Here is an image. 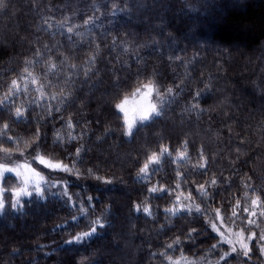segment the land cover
Here are the masks:
<instances>
[{
	"label": "trees",
	"instance_id": "obj_1",
	"mask_svg": "<svg viewBox=\"0 0 264 264\" xmlns=\"http://www.w3.org/2000/svg\"><path fill=\"white\" fill-rule=\"evenodd\" d=\"M31 73L64 102L0 107V163L44 177L0 215V264H264V0H2L0 101ZM144 85L159 115L126 135Z\"/></svg>",
	"mask_w": 264,
	"mask_h": 264
},
{
	"label": "rangeland",
	"instance_id": "obj_2",
	"mask_svg": "<svg viewBox=\"0 0 264 264\" xmlns=\"http://www.w3.org/2000/svg\"><path fill=\"white\" fill-rule=\"evenodd\" d=\"M67 35L73 34V31L64 33ZM53 79H48V77L41 78L36 73H31V74H26L23 75L20 79L16 81L15 86L13 87V91L16 94L13 95L14 98L11 97L12 99V104L10 107H8V110H12V112H16L17 108L20 110H24L25 106H31L34 104H41L45 99L49 100L50 98H58L60 99L59 93L51 92L49 91L50 86L53 84L52 83ZM148 90H144L140 95L135 96L134 98L131 99H126V103L124 105L126 111H127V119L132 122L133 128L135 125V122H143L140 120V114L145 111L146 109L149 108V106H154L153 100L151 99V95L153 94L152 91L150 92L147 97L143 95L144 92H147ZM14 100V101H13ZM32 101H36L37 103H32ZM157 112V111H156ZM123 113V112H122ZM16 115V114H15ZM152 115H155L154 113ZM126 125V123H125ZM126 132H127V125H126ZM46 161L49 164H59L58 161L54 160V158H46ZM47 167V166H46ZM50 170H58L54 168L47 167ZM21 171L22 176L17 177L15 173H5L4 177L0 179V187H4L6 189L4 193V202H5V210H10L11 204H12V199H11V189L13 187H20L23 186L22 180L24 177H27L29 179V185H28V190H34L33 186L39 181V178L34 176L32 173L28 172L27 169L25 168H20L18 169ZM41 183V181H39ZM51 191V188L47 186L46 184V192L49 194ZM221 237L227 240V242L231 245L232 249H238L244 248V243L243 241L244 236L240 235H232L229 234L228 231H221ZM231 249V251H232Z\"/></svg>",
	"mask_w": 264,
	"mask_h": 264
},
{
	"label": "snow or ice",
	"instance_id": "obj_3",
	"mask_svg": "<svg viewBox=\"0 0 264 264\" xmlns=\"http://www.w3.org/2000/svg\"><path fill=\"white\" fill-rule=\"evenodd\" d=\"M0 3H2V0H0ZM69 31H71V29H69ZM16 84V81H13V86H15ZM143 87L145 88H148L149 90L147 92H144L143 95L145 97H147L150 92H151V89L149 87V85H144ZM137 91H140L139 88H137ZM172 89L169 88L168 89V94L170 95L172 93ZM16 93L15 92H10L9 94H6L4 99L2 101H0V107H3V106H7L11 101H10V96L11 95H15ZM199 95V93L197 94ZM64 101L61 100L60 103H63ZM127 101L126 100H123L119 103H116L115 104V108L119 111V112H123L124 115H125V123L127 125V132L125 133L126 135L128 134H131L132 133V130H133V124L131 121H129L127 119V111L124 107L125 103ZM166 102L163 98H162V103ZM32 103H37L36 101H32ZM38 106H41L42 105H38ZM195 107V105H194ZM55 111H59V109H54ZM156 114V115H159L158 112H156V108L155 106H149L148 109H146L145 111H143L141 114H140V120L143 121V122H148L150 121L153 117H152V114ZM23 113L21 112V110L19 108H17L16 110V116L19 118V117H22ZM5 129L8 128V124H5L3 126ZM68 127L71 128L72 127V123L69 122L68 123ZM37 135L39 136V131L37 132ZM73 139H75V137H72ZM11 139V137H9V140ZM3 152L7 155H11L10 153V149L9 148H3L2 149ZM164 151H166V149H164ZM80 152V149L77 150V155L79 154ZM40 163L41 164H45L47 167H50V168H54V169H60L62 171H70L68 165L64 164H49L47 161H45L43 158H40ZM149 163H151V159L149 161ZM20 167H23L25 169H27L28 172L32 173L34 176L38 177L39 178V181H43L44 180V177L40 175L39 172H36L34 169L30 168L27 164L25 165H16V166H13V167H9L7 166L6 164H3V163H0V179H2L4 177V174L5 173H15V175L17 177H21L22 176V173L21 171H19L18 169ZM201 167H203V165H201ZM149 168V164L146 163L143 167L140 168V173H146V171L148 170ZM99 179V177H98ZM39 181L33 186L34 188V194L35 196L39 197V198H43L44 197V192L40 186V183ZM111 181H106V183H110ZM22 184L23 186H20V187H13L10 191H11V199H12V204H11V207L13 210H17V211H22L23 210V204H22V201H21V197H31L33 195V192L32 191H29L28 190V185H29V179L27 177H24L23 180H22ZM53 187L55 185H52ZM201 188H203V186H201ZM6 189L4 187H0V215L3 214V210L5 209V202H4V193H5ZM150 192H154L156 191L155 188H151L149 189ZM206 194V193H205ZM64 195H68L67 192L64 193ZM69 199L71 200V196H69ZM91 199V198H90ZM257 201L256 200H253V204H255ZM29 203H31V201H29ZM143 211L145 213H148L149 212V209L147 207H145L143 209ZM167 211H171V210H167ZM199 211V209L197 210ZM79 212L81 213V215H85L87 212H88V209L85 208V207H81L79 209ZM103 218L105 220H107V214H103ZM78 217H73V220H77ZM250 223H252V221H250ZM97 226L103 228L105 225L104 224H101V220L100 219H96L95 221H91V229L90 231H84L78 235H76L72 241H68L67 243H73V242H77V243H83V242H86L88 240H90L94 235H97L98 232H97ZM63 227V226H61ZM212 229L214 231H217V226L216 224H212L211 225ZM191 238V237H190ZM249 239H251V237H249ZM261 240H264V236H261L260 237ZM177 243H179V241H176ZM169 247H171L169 245ZM213 247H217V245H213ZM245 248H247V246L245 245L244 246ZM232 251H236L235 248L232 249ZM261 251H264V246H262L261 248ZM229 254L228 253H225L223 257H221V259H224L226 256H228ZM244 255L247 256L248 255V251L246 250L244 252Z\"/></svg>",
	"mask_w": 264,
	"mask_h": 264
}]
</instances>
